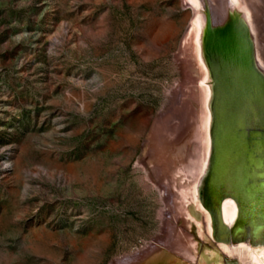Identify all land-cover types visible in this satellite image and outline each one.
I'll list each match as a JSON object with an SVG mask.
<instances>
[{
	"label": "rangeland",
	"instance_id": "obj_1",
	"mask_svg": "<svg viewBox=\"0 0 264 264\" xmlns=\"http://www.w3.org/2000/svg\"><path fill=\"white\" fill-rule=\"evenodd\" d=\"M188 21L182 0H0V264L183 263L170 245L192 227L142 162ZM195 117L156 146L170 166L190 161Z\"/></svg>",
	"mask_w": 264,
	"mask_h": 264
},
{
	"label": "bare ground",
	"instance_id": "obj_2",
	"mask_svg": "<svg viewBox=\"0 0 264 264\" xmlns=\"http://www.w3.org/2000/svg\"><path fill=\"white\" fill-rule=\"evenodd\" d=\"M182 2L189 11L188 25L181 41L185 57L184 75L171 107L161 115L158 127L153 129L144 145L143 169L153 176L175 216L182 217L184 224L192 227L194 239L189 233L181 232L176 243L170 245L177 261H182V264H264V243L254 245L250 238L246 240L249 236L246 226L245 238L218 240V236L225 238V233L215 230L216 219L209 198L202 195L212 163L216 107L218 134H222L223 148L222 164L218 165L216 159L211 192L217 200L224 198L217 204L222 225L230 232L239 210L234 197H230L232 182L229 178H239L247 164L242 161L246 158L247 149L244 151L239 146L254 141L251 137L255 133L259 134L256 140L264 144V132L246 129L243 141L241 131L232 133V125L239 127L249 113L264 116V87L259 83V79L264 83V0ZM154 14L157 15L158 11ZM230 22H233L230 29L217 32ZM237 32L244 41L240 40ZM246 50L249 64L245 60ZM216 95L218 100L214 104ZM189 108L196 115L198 139L194 143V153L189 162L178 158L170 166L165 159L168 161L171 156L164 159L156 146L163 135L181 127ZM138 130L144 136L147 127L141 123ZM197 240L205 242L201 253ZM160 253L145 252L123 261L125 264H175L173 259L167 261L170 256L162 260L164 256Z\"/></svg>",
	"mask_w": 264,
	"mask_h": 264
},
{
	"label": "water",
	"instance_id": "obj_3",
	"mask_svg": "<svg viewBox=\"0 0 264 264\" xmlns=\"http://www.w3.org/2000/svg\"><path fill=\"white\" fill-rule=\"evenodd\" d=\"M233 25V22H230L225 25V27L217 30L218 33L225 31L226 29H230ZM237 36L240 40L244 41V37L240 34ZM229 37H231L229 35ZM245 60L249 64V56L248 51L245 52ZM259 83L261 87H264L263 79H259ZM217 95L215 96L214 104L217 102ZM260 103V102H259ZM258 103V106H259ZM261 104V103H260ZM214 129H215V137L213 140V151H212V163L209 175L206 179V183L204 186L203 194L204 197L208 196L210 201V207L214 212V216L216 219V228L215 230H221L225 233V238L218 236V240L229 241L233 239L235 241L241 240L245 238L246 232L244 230V226L248 228L249 236L246 237V240L250 238L251 243L254 245L264 243V144L261 140H256L259 137V134L255 133L252 135V140L247 141L241 147L245 151V156L243 163H247L243 167L242 175L239 178H235L231 176L229 180L232 182V190L230 197L233 196L234 200L238 204V217L234 223V226L231 228L229 232L221 222L220 212L218 208V202L222 199L217 200L212 195V180L214 179L215 174V163L216 159L218 161V165H221V156H222V148L223 144L221 142L222 134H218V122L216 115V107H214ZM242 123L239 125H232V133L241 131L242 141L245 139L244 131L246 129H251L253 131L264 132V116L258 115L256 113H249L242 119ZM232 151H234V147H232ZM230 182V183H231ZM235 232L234 235L231 232Z\"/></svg>",
	"mask_w": 264,
	"mask_h": 264
}]
</instances>
